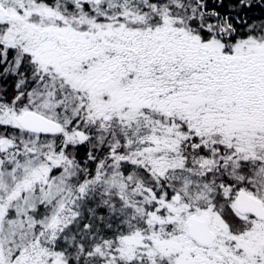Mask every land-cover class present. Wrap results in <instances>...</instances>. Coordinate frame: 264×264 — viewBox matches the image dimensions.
<instances>
[{
  "label": "snow or ice",
  "instance_id": "obj_1",
  "mask_svg": "<svg viewBox=\"0 0 264 264\" xmlns=\"http://www.w3.org/2000/svg\"><path fill=\"white\" fill-rule=\"evenodd\" d=\"M0 264H264V0H0Z\"/></svg>",
  "mask_w": 264,
  "mask_h": 264
}]
</instances>
